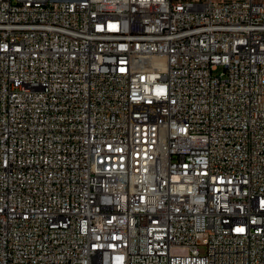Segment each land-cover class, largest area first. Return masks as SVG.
I'll return each mask as SVG.
<instances>
[{
  "label": "built area",
  "instance_id": "built-area-1",
  "mask_svg": "<svg viewBox=\"0 0 264 264\" xmlns=\"http://www.w3.org/2000/svg\"><path fill=\"white\" fill-rule=\"evenodd\" d=\"M0 264H264V0H0Z\"/></svg>",
  "mask_w": 264,
  "mask_h": 264
}]
</instances>
